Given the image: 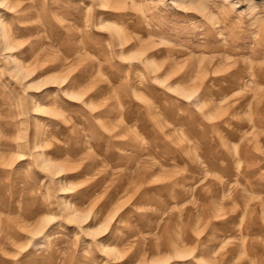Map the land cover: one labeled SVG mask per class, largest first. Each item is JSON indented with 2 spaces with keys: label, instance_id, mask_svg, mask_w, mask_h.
Masks as SVG:
<instances>
[{
  "label": "rangeland",
  "instance_id": "obj_1",
  "mask_svg": "<svg viewBox=\"0 0 264 264\" xmlns=\"http://www.w3.org/2000/svg\"><path fill=\"white\" fill-rule=\"evenodd\" d=\"M0 264H264V0H0Z\"/></svg>",
  "mask_w": 264,
  "mask_h": 264
}]
</instances>
